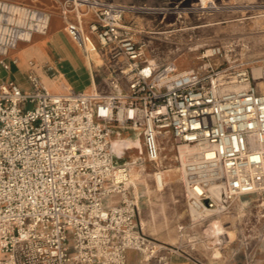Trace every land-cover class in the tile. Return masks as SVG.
I'll return each mask as SVG.
<instances>
[{"label":"built area","instance_id":"obj_1","mask_svg":"<svg viewBox=\"0 0 264 264\" xmlns=\"http://www.w3.org/2000/svg\"><path fill=\"white\" fill-rule=\"evenodd\" d=\"M52 1L77 46L84 50L87 28L116 65L103 94L51 92L32 73L27 92L0 83V264H128V250L144 264H169L182 250L144 232L113 127L142 136L154 170L163 140L177 159L183 144L209 149L211 157L199 152L201 165H186L184 194L199 210L226 211L235 198L264 192V61L257 74L247 61L216 62L226 51L214 44L180 71L148 59L146 40L133 37L125 15L141 6ZM49 20L41 6L0 0V65L8 68L9 51L45 33Z\"/></svg>","mask_w":264,"mask_h":264},{"label":"rangeland","instance_id":"obj_2","mask_svg":"<svg viewBox=\"0 0 264 264\" xmlns=\"http://www.w3.org/2000/svg\"><path fill=\"white\" fill-rule=\"evenodd\" d=\"M112 1L141 6L139 12L127 13L125 21H132V26L136 30L133 37L136 40H140L141 37L146 40L145 56L156 63L173 61L177 69L182 71L196 67L202 62L199 57L201 52L214 44L222 45L226 51L223 57L213 58L216 62L221 60L228 64L247 61L253 70L264 61V31L262 23H255L258 17L254 16L264 10V0ZM163 16V21H160ZM244 16L246 17L238 19ZM260 18L264 19V16ZM210 21L219 22L194 27ZM90 36L92 39L86 35L90 41L89 51L98 52L101 50L98 42L91 32ZM92 59L94 60L93 57ZM94 62L102 63L95 60ZM115 65L116 61L109 64V68ZM109 68L102 65L96 69L98 77L103 79ZM17 82L21 90L28 89L26 72H23L22 78L17 79ZM113 128L120 133H114L112 139L117 143L123 139L122 145L127 141L122 149L118 144V149L122 151V160L128 164L136 155V167L139 168L141 165L146 167L144 181L153 189L155 185L152 172L155 166L143 159L142 136L129 128ZM162 145L163 158L161 157L159 167L179 166L173 142L163 140ZM168 173L170 176L167 173L164 176L176 182H169L161 192L148 194L144 181L138 183L136 189L130 183V193L137 201L139 219L141 222L144 221L143 230L146 234L167 246H178L179 251L188 250L189 264H264V192L242 195L235 198L226 211H215L193 221L188 211V202L179 173ZM240 201H244V204ZM214 219L220 221L223 231L234 230L232 241L226 240L227 234L224 232H219L220 239L216 242H212V238L206 235L205 228ZM192 256L198 257L200 262H195Z\"/></svg>","mask_w":264,"mask_h":264},{"label":"crops","instance_id":"obj_3","mask_svg":"<svg viewBox=\"0 0 264 264\" xmlns=\"http://www.w3.org/2000/svg\"><path fill=\"white\" fill-rule=\"evenodd\" d=\"M19 1L32 3L46 9L50 14L49 25L45 33L34 34L29 42L20 41L21 45L18 42L17 46L9 51L8 68L0 65V83L11 79L19 86L17 79L22 78L23 72H26L27 80L29 74H35L51 92H65L69 88L84 93L103 94L109 92L106 76L111 70L109 64L113 61L109 59L107 53L99 50L101 64H96L91 57L85 56L83 50L77 46L66 31L65 20L61 16L58 6L52 0ZM86 35L92 39L87 28ZM93 37L96 39L94 35ZM12 58L15 59V62L10 60ZM102 65H106L109 69L103 79H100L96 69ZM28 84V89L25 92L31 89L29 80ZM188 255V250L171 253L169 254V264H189ZM195 260L200 262L198 257ZM127 261L128 264H144L142 254L134 250L127 251Z\"/></svg>","mask_w":264,"mask_h":264},{"label":"bare ground","instance_id":"obj_4","mask_svg":"<svg viewBox=\"0 0 264 264\" xmlns=\"http://www.w3.org/2000/svg\"><path fill=\"white\" fill-rule=\"evenodd\" d=\"M249 3V2H248ZM247 7V6H246ZM264 7V6H263ZM245 8V7H244ZM181 12V11H179ZM179 15V14H178ZM254 16L258 17V19L256 20L255 23H259L261 24L262 23V31H264V19L263 18H260V17H263L264 16V10L256 13ZM246 16L244 17H240L238 19H242V18H245ZM249 18V17H248ZM260 18V20H259ZM253 21V20H251ZM219 21H210L208 23H204V24H198V25H195L194 27H198V26H201L203 27L204 25H207V24H214V23H218ZM221 24V23H220ZM194 25V24H193ZM240 28V27H239ZM261 30V29H259ZM165 31V30H164ZM57 32V31H56ZM160 32V31H159ZM162 32V31H161ZM167 32V31H165ZM237 34V33H236ZM86 36V34H85ZM229 40V39H228ZM231 40V39H230ZM90 44V41H88L87 37L85 38V44H84V52H85V56L87 57H93L95 61H99L101 62L102 59L99 55V51L98 52H93V53H90L89 51V45ZM229 45V44H228ZM232 46V45H231ZM231 49V48H230ZM229 49V50H230ZM228 50V51H229ZM200 57V56H199ZM89 59L87 58V61ZM89 63V62H88ZM91 68V67H90ZM180 70V69H179ZM187 70V69H186ZM182 71V70H180ZM184 71V70H183ZM253 72L254 74H257L258 72V67H254L253 68ZM113 142H114V146H115V151L117 154H122V151L118 149V144H120V148L122 149L123 146H125L127 144V141H125V144L122 145V140L119 141V143H117V141H115L114 139H112ZM172 147V146H171ZM169 148V147H168ZM199 152H203V154L205 153V156L206 157H211L212 156V152L209 150V149H203L197 145H190V144H183V145H180L179 146V160H180V165L179 166H169V167H158L156 170H154L152 172V175H153V179H154V185L155 187L153 189H151L148 184L146 183V181H144V172L146 171V167L141 165L139 168L136 167V155H134L132 157V159L128 162V166H129V182L134 186V188L136 189L137 188V184L140 183L141 181H144L145 182V190L146 192L149 193H152V192H161L164 187L170 182H176L174 179H171V178H166L164 175L165 173L169 174L168 172H178L179 173V179L181 180H186V177H187V164L188 163H193V164H196V165H201L200 163L202 162V160H200L199 158ZM170 155V154H169ZM176 155V154H175ZM165 156V155H164ZM174 156V155H173ZM163 158V157H162ZM168 158V157H167ZM175 158V157H174ZM178 161V160H177ZM160 163V162H159ZM127 164V163H126ZM168 166V165H167ZM149 174V173H147ZM146 174V175H147ZM172 175V174H171ZM144 176V177H143ZM170 176V174H169ZM177 179V178H176ZM148 180V179H147ZM152 183V182H151ZM150 183V184H151ZM174 187V186H173ZM197 189H199V187H197ZM178 194V193H177ZM174 195V194H173ZM180 195V193H179ZM160 196V195H159ZM161 197V196H160ZM164 197V196H163ZM162 198V197H161ZM166 198V197H165ZM152 200V199H151ZM161 200V199H160ZM174 201V200H173ZM168 202V201H167ZM240 203L244 204V201H240ZM188 211H189V214L191 216V219L193 221L195 220H198V219H201L203 218L204 216H207L209 214H211L212 212H215L216 210H213V209H205V210H199L197 209L195 206H193V204H191L189 202L188 204ZM244 215V214H242ZM144 217V216H143ZM142 224H144V221H142ZM145 225V224H144ZM223 229V225H221L220 221H218L217 219H214L213 221H211V223H209V226L207 228H205V233L208 237H211L212 238V242H216L220 239L219 237V232H224L225 234H227L226 236V240L228 242L232 241L233 240V237L235 235L234 233V230H222ZM162 244V246L164 245L163 243L161 242H158L156 241V245H160ZM161 246V245H160ZM216 254V253H215ZM214 254V255H215Z\"/></svg>","mask_w":264,"mask_h":264}]
</instances>
